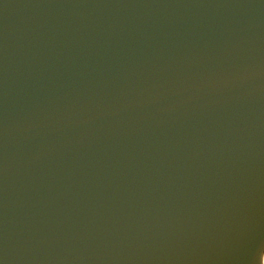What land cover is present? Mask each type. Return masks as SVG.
<instances>
[{"label":"water","instance_id":"1","mask_svg":"<svg viewBox=\"0 0 264 264\" xmlns=\"http://www.w3.org/2000/svg\"><path fill=\"white\" fill-rule=\"evenodd\" d=\"M264 0H0V264H264Z\"/></svg>","mask_w":264,"mask_h":264},{"label":"rangeland","instance_id":"2","mask_svg":"<svg viewBox=\"0 0 264 264\" xmlns=\"http://www.w3.org/2000/svg\"><path fill=\"white\" fill-rule=\"evenodd\" d=\"M264 256V255H263Z\"/></svg>","mask_w":264,"mask_h":264}]
</instances>
